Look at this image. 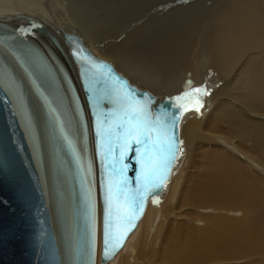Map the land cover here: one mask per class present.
<instances>
[{
    "label": "bare ground",
    "instance_id": "obj_1",
    "mask_svg": "<svg viewBox=\"0 0 264 264\" xmlns=\"http://www.w3.org/2000/svg\"><path fill=\"white\" fill-rule=\"evenodd\" d=\"M103 1L0 0V21L42 26L68 56L75 38L158 99L190 92L171 180L104 264H264V0ZM149 4L158 39L124 23ZM101 26L142 76L101 51ZM200 97L207 108L190 107Z\"/></svg>",
    "mask_w": 264,
    "mask_h": 264
},
{
    "label": "water",
    "instance_id": "obj_2",
    "mask_svg": "<svg viewBox=\"0 0 264 264\" xmlns=\"http://www.w3.org/2000/svg\"><path fill=\"white\" fill-rule=\"evenodd\" d=\"M66 39L70 56L42 26L0 21V264H96L99 220L104 264L124 246L149 200L163 192L183 150L180 124L189 97L177 111L178 96L158 99L112 62ZM120 86L147 105L153 121L166 114L171 151L165 149L163 170L147 187L145 145L129 144L120 160L117 126L127 123ZM113 165L126 167L120 174ZM125 180L126 191L137 193L130 219L123 201L117 203Z\"/></svg>",
    "mask_w": 264,
    "mask_h": 264
},
{
    "label": "snow or ice",
    "instance_id": "obj_3",
    "mask_svg": "<svg viewBox=\"0 0 264 264\" xmlns=\"http://www.w3.org/2000/svg\"><path fill=\"white\" fill-rule=\"evenodd\" d=\"M93 67H96L95 63L92 62ZM103 66H100L97 68V70H102ZM121 87V96L120 98L125 104V119L127 120V123L118 125L122 131L123 136L118 137L120 148H121V154H120V160L122 161L124 159V155L128 150L129 144H144L145 145V152L144 156L147 157L146 161L141 164L142 172H144V175L141 177V181L147 185L154 182V180L158 177L159 173L163 170L164 166V151L167 149V151H171V142L167 138L166 130L163 127L162 121L166 119L165 116L157 117L155 121H153L150 118L149 115V109L147 105L141 104L139 101H135L127 92H123L122 86ZM189 88H191V82H189ZM195 92H201L202 89H194ZM190 92L186 91L182 96H178L175 98V101L177 103L173 104V107L177 109V111H180L184 108V105L182 103H179V101H182L189 97ZM198 110V109H197ZM130 117V119H129ZM176 117L173 116V123H175ZM110 136L112 135L111 130H109L108 133ZM152 137V146L151 149H155L159 155H154L152 153V150L148 147V138ZM137 155L140 154V149H135ZM124 167L122 166L119 169H116L115 165H113L114 171L119 172L122 174ZM147 169V171H145ZM127 188V181L125 180L123 182L122 186H117V203L119 204V201H123L124 205L127 206L125 209V218L130 219V210L133 209L134 204L137 200V193L135 192H128L126 191ZM111 187H107L106 189V199L109 201L111 205ZM117 213H119L120 208L117 207ZM108 236L109 233L106 231L105 233V253L107 256V245H108Z\"/></svg>",
    "mask_w": 264,
    "mask_h": 264
},
{
    "label": "rangeland",
    "instance_id": "obj_4",
    "mask_svg": "<svg viewBox=\"0 0 264 264\" xmlns=\"http://www.w3.org/2000/svg\"><path fill=\"white\" fill-rule=\"evenodd\" d=\"M102 1V3H103V5H105V4H107L106 2H104L103 0H101ZM123 1H125V6L126 5H128V4H126V2H128V3H130L131 1L129 0H123ZM140 1H142V0H135V2H140ZM143 1H146V2H148L149 3V1L148 0H143ZM133 2H134V0H133ZM132 3V2H131ZM130 3V4H131ZM150 8V10L148 11V9ZM152 5L151 4H149L147 7H145L144 9H142L141 10V12L139 13V10L138 11H135L134 13L133 12H131V14L129 15L130 17H128L127 18V22H124L125 24H129L128 26V30L129 31H134V32H136L137 33V35L138 34H141V33H143L144 31H146V28L147 29H150V31L153 33V36H154V38L155 39H158V38H160V37H162V36H164V35H162V34H164L165 33V30H164V33H163V30H159V28H162V27H158V25H154V23H155V20H156V18L154 17V14H153V12H154V9L152 8ZM153 11V12H152ZM136 13H137V15H136ZM142 13V14H141ZM147 13H149V14H147ZM132 15V16H131ZM135 15L137 16V19H136V21L134 22V19L136 18L135 17ZM148 15V16H147ZM92 16V19L93 18H95L96 17V14H95V16L93 17V15H91ZM147 16V17H146ZM139 17V18H138ZM146 19V20H145ZM82 20H84L85 21V17H84V19H82ZM86 20H87V18H86ZM86 22V21H85ZM131 23V24H130ZM152 23V24H151ZM142 24V25H141ZM88 25V24H87ZM131 25V26H130ZM134 25V26H133ZM139 25H141V29H140V26ZM143 26V27H142ZM154 26V27H153ZM162 26V25H161ZM104 27L105 26H103V28H102V26L100 27V33L99 34H101V33H103L105 36H103V34H101V35H99L100 36V40H104L103 42L105 43V42H107V44H108V46H106V45H102L103 46V49H101V51H104V52H106V53H110L113 57H115V59L117 60V62H119V65L121 66L123 63V65L126 67V68H129V69H131V72L132 73H134V74H138V75H141V73L140 72H137V71H140V69H139V67H136L135 65H133V64H135V62H133V59H135V53L132 55V53L129 51V50H125V54L124 53H122V51H120V50H118L117 48H115L114 46V41H111V42H109L110 41V36H111V33L109 32V30H110V28H108V27H106L107 29L105 30V32H104V30H102V29H104ZM135 27V28H134ZM153 29H152V28ZM156 27H158V28H156ZM142 28H143V30H142ZM136 29V30H135ZM153 31H152V30ZM138 30V31H137ZM159 32H158V31ZM141 31V32H140ZM140 32V33H139ZM162 33V34H161ZM104 38H103V37ZM102 37V38H101ZM107 37V38H106ZM109 38V39H108ZM114 45V46H113ZM114 49L117 51V52H115L114 51ZM113 51H114V53H113ZM120 53V55H119V53ZM126 53H128V54H126ZM116 54V55H115ZM118 54V55H117ZM129 54H131V55H129ZM122 55V56H121ZM125 55V56H124ZM129 55V56H128ZM120 56H121V58H120ZM134 56V57H133ZM126 57V59H123V60H121L122 58H125ZM120 59V60H119ZM129 59H131V60H129ZM125 60V61H124ZM123 62V63H122ZM129 62V63H128ZM133 62V63H132ZM122 65V66H123ZM130 65V66H129ZM129 66V67H128ZM136 68H135V67ZM134 68V69H133ZM136 69H138V70H136ZM140 73V74H139ZM142 76V75H141ZM217 78V77H216ZM215 78V76H214V78L212 77L211 79H212V84L210 85V88H212V87H217L218 85V81H217V79ZM186 86H188V83H186ZM209 88V87H208ZM209 88V89H210ZM208 89V90H209ZM192 100V104L190 105V107H193V108H197V109H202V108H207V106H208V99H206L205 100V97H200L198 100H193V99H191ZM189 107V108H190ZM185 153H186V151H183V153H182V155H185ZM99 224H100V221H99ZM138 226V225H137ZM137 228V227H136ZM99 237H101V239H102V236H101V228L99 229ZM126 243V242H125ZM101 246H102V244H101ZM98 247H99V241H98ZM123 248V247H122ZM121 248V249H122ZM120 249V250H121ZM97 254H98V252H97ZM97 260H98V255H97Z\"/></svg>",
    "mask_w": 264,
    "mask_h": 264
}]
</instances>
